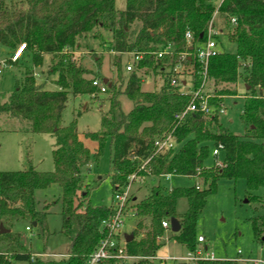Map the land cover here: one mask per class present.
I'll return each mask as SVG.
<instances>
[{
	"label": "trees",
	"instance_id": "obj_1",
	"mask_svg": "<svg viewBox=\"0 0 264 264\" xmlns=\"http://www.w3.org/2000/svg\"><path fill=\"white\" fill-rule=\"evenodd\" d=\"M214 1L126 0L125 8L119 9L116 0H0V44L14 49L23 41L29 58L21 64L24 71L16 80L14 91L0 103V113L29 122L34 133L55 137L53 171H39L30 162L23 170L0 171V264H86L105 236L102 222L115 215L113 197L141 178L154 179L165 174L198 177L203 187L167 189L158 184L141 200L132 192L126 212L132 209L139 219L132 231L133 240L127 242L126 251L134 257L130 264H155L162 245L158 239L166 232L162 221L172 217L181 224L173 238L195 252L200 243L197 222L207 197L217 191L221 178L243 179L251 200L264 205V197L253 193L264 188V0H220L218 5ZM216 11L223 18L224 32L216 36L219 48H223L222 38L227 37L235 44V51L221 50L210 59L207 85L213 84L214 88L208 93L209 103L219 106L227 96L237 95L239 80L245 82L247 90L239 114L243 134L231 131L219 116L205 119L201 113L191 112L181 121L175 118L192 100L190 92L184 93L180 85L171 83L180 53L190 51L185 34L192 33L194 48L202 46ZM232 18L236 19L235 24ZM96 28L111 33L110 50L133 58L142 54L123 82V90L113 81L104 83L98 72L77 64L68 52L77 46L81 36ZM168 45L171 53L158 57L156 53ZM45 55L55 58L49 70V74L57 75L55 89L47 88L34 74L33 69L43 65ZM21 60L9 58L6 63ZM120 64L118 57L119 68ZM200 71L201 65L196 63L194 89L202 84ZM150 74L160 76L161 84L157 89L143 90V78ZM95 80L107 87L109 109L102 114L99 131L84 133L86 139L96 143L91 149L81 139L75 120L63 125L62 112L71 92L100 95V88L93 84ZM120 93L133 102L128 112L122 110ZM170 133L177 138L179 147L159 152L155 141ZM107 143L111 147L109 177L113 196L110 205L92 206L90 185L82 171L92 161H100ZM219 143L223 145L224 165L207 168L205 162ZM146 160L148 163L142 168ZM54 184L61 187L59 198H37V191ZM182 198L188 206L179 213L177 204ZM56 203H60L63 216L61 232L71 239V249L67 258H42L28 251L12 228L25 220L32 230L35 222L39 234L48 236L47 217ZM252 226L255 241L264 246V212L252 219ZM2 228L8 231L3 232ZM195 264L238 261L203 259Z\"/></svg>",
	"mask_w": 264,
	"mask_h": 264
},
{
	"label": "rangeland",
	"instance_id": "obj_2",
	"mask_svg": "<svg viewBox=\"0 0 264 264\" xmlns=\"http://www.w3.org/2000/svg\"><path fill=\"white\" fill-rule=\"evenodd\" d=\"M214 3L218 5L219 0H215ZM125 6L126 0H116L117 8L124 9ZM219 20L221 23L223 22V18L219 17ZM110 41L111 33L109 31L96 28L81 36L77 46L68 49V52L73 55V60L77 64L87 68L90 72H98L103 80L113 81L117 87L123 90L125 80L130 74V71L126 70V66L130 62L133 63L134 58L130 54H119L110 50ZM22 43L24 42L18 43L16 48ZM222 47L221 50L226 52L235 51V44L227 40V37L222 38ZM16 48L9 49L0 44V103L5 102L14 91L16 80L21 77L22 71H24L21 64L29 60L26 49L21 62L6 63ZM118 57L121 59L120 68L116 65ZM54 60L52 55H45L43 65L33 69L37 80L44 82L45 86L50 89L56 88L54 79L57 78V75L49 74ZM160 84V76L145 75L141 88L150 91L157 89ZM207 88L210 89L208 93H212L214 86L210 84ZM236 88L237 95L227 96L223 99L226 111L219 116V120L234 133L243 134L244 130L239 120V114L247 88L242 80H239ZM118 97L122 110L130 111L133 107L132 100L125 93H120ZM108 98V94L105 92L96 97L71 92L62 112L63 125H69L75 120L81 139L91 149L96 147V143L86 139L84 133L97 132L101 129L102 114L107 113L109 109ZM262 142L264 144V140ZM54 144L55 137L53 135L34 133L30 130L29 122L0 113V171L23 170L29 162L39 171H53ZM219 162H223L222 156L215 159L211 153L205 165L207 168L220 167ZM110 166L111 147L107 143L100 161L98 163L92 161L89 167L82 171L84 180L90 185L89 201L92 206L111 204L113 192L109 177ZM158 184L167 189L194 185L199 188L203 187L202 181L198 177L172 175L169 178L166 176L154 179L141 178L132 185V192L138 200H141L149 193L151 187ZM253 193L264 197V188ZM36 195L38 199L54 201L60 197L61 187L54 184L48 189L37 191ZM249 195L250 192L243 179L221 178L218 181L217 191L207 197L206 205L197 222V235L205 238L204 242L199 243L198 248L205 250L206 247L207 251L213 253L216 259L237 260L238 264H255L254 261L264 259V246L255 241L252 226V219L264 212V205L251 200ZM187 206V200L180 199L177 204L178 212L183 213ZM138 219L132 209L127 210L124 225L121 228L123 233L132 234ZM62 222L61 205L56 203L52 205L47 217L48 236L40 235L36 226H33L32 230H27L30 223L25 220L15 223L14 232L20 235L22 244L33 254L42 258H67L72 242L66 234L61 232ZM145 223L149 225L148 220H145ZM174 234L172 230H166L161 240L162 245L157 252L158 257L187 256L188 249L173 238ZM130 261L125 260L119 264H130ZM166 262L179 264L180 260L168 259ZM155 264H159V260H155Z\"/></svg>",
	"mask_w": 264,
	"mask_h": 264
},
{
	"label": "built area",
	"instance_id": "obj_3",
	"mask_svg": "<svg viewBox=\"0 0 264 264\" xmlns=\"http://www.w3.org/2000/svg\"><path fill=\"white\" fill-rule=\"evenodd\" d=\"M218 12L214 13L213 19L211 20L208 30L207 38L205 43L202 46H197L194 48L193 36L190 31H187L185 34L186 41L190 46V51L181 52L178 58V62L174 67L175 76L171 80L172 85H180L184 93L190 92L192 94V100L190 104L180 113L175 115V118L178 121H181L185 118L188 113L195 112L201 113L203 118L211 119L214 116H221L225 113L226 107L224 103H221L219 106H214L209 103L210 95L207 92V80H208V66L209 61L212 57L216 56L221 52L218 42L216 40L217 35L223 34V27L217 25L216 18ZM232 24L236 23V19H231ZM26 49V44H20L13 55L11 56L12 61H18L21 59L24 50ZM171 53V46H166L163 50L157 52L158 57H162L165 54ZM140 56L134 57V62L141 59ZM133 63H128L126 66L127 71H131L134 67ZM199 63L201 65V75H202V84L199 88L194 89L192 87V76L195 71V64ZM186 76L190 77L191 84H187L185 80ZM95 86L100 88L101 92H106V86L102 81L95 80L93 82ZM155 146L157 150L161 153H165L169 150H176L179 147L177 138L172 134L157 139L155 141ZM223 150V145L219 143L212 150V155L214 158L221 156ZM148 160L144 161L142 168H145ZM218 165L222 167L223 162H219ZM173 174H165L167 178L171 177ZM132 179L135 178V175H132ZM132 197V183L128 184L123 191L115 194L112 200L113 207L115 209V215L110 219L104 220L101 224V230L104 233V238L100 241L98 248L88 257L86 264H99L108 260H131L134 257L128 255L127 253V242L126 234L122 231V226L124 225V217L126 214V208ZM162 225L166 230H171L170 220H163ZM27 230H30V227H27ZM162 237L158 239L161 241ZM199 242H204L205 238L203 236L198 237ZM37 255V254H34ZM156 260H159V264H168L166 261L168 259L180 260L179 264H195L198 260L209 259L215 260L213 253H209L207 248L205 250L198 248L195 252H188L185 257H155ZM255 264H264V259L254 261Z\"/></svg>",
	"mask_w": 264,
	"mask_h": 264
},
{
	"label": "water",
	"instance_id": "obj_4",
	"mask_svg": "<svg viewBox=\"0 0 264 264\" xmlns=\"http://www.w3.org/2000/svg\"><path fill=\"white\" fill-rule=\"evenodd\" d=\"M107 79L104 80V83H107ZM170 223H171V230L174 232V233H178L180 230H181V224H180V221L178 220V218L176 217H172L170 219ZM34 226H36V223L34 222ZM2 231L3 232H6L8 231V229H5V228H2ZM134 238V235L133 234H128L126 235V242H130L131 240H133Z\"/></svg>",
	"mask_w": 264,
	"mask_h": 264
},
{
	"label": "crops",
	"instance_id": "obj_5",
	"mask_svg": "<svg viewBox=\"0 0 264 264\" xmlns=\"http://www.w3.org/2000/svg\"><path fill=\"white\" fill-rule=\"evenodd\" d=\"M219 3H220V0H219ZM216 23H217V25H222V23L220 22V20H219V15L217 16V18H216ZM11 58V57H10ZM185 80L187 81V84H191V80H190V77L189 76H186V78H185ZM208 87V86H207ZM208 91H210V89L209 88H207V92ZM12 231H14V227L12 228ZM126 235H128V234H126Z\"/></svg>",
	"mask_w": 264,
	"mask_h": 264
}]
</instances>
